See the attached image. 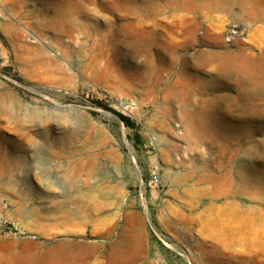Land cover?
<instances>
[{"label": "rangeland", "instance_id": "rangeland-1", "mask_svg": "<svg viewBox=\"0 0 264 264\" xmlns=\"http://www.w3.org/2000/svg\"><path fill=\"white\" fill-rule=\"evenodd\" d=\"M263 198L264 0H0V264H264Z\"/></svg>", "mask_w": 264, "mask_h": 264}, {"label": "bare ground", "instance_id": "bare-ground-1", "mask_svg": "<svg viewBox=\"0 0 264 264\" xmlns=\"http://www.w3.org/2000/svg\"><path fill=\"white\" fill-rule=\"evenodd\" d=\"M187 135H188V138H190L191 140H195L198 138L199 134L197 133V131L194 129V127H192V125H188L187 126ZM200 140V139H199ZM252 188V187H251ZM251 190V189H250ZM249 191V189H247V192ZM250 192V191H249ZM254 192H256L254 190ZM253 192V193H254ZM222 191H214L213 194L214 195H218V194H221ZM246 193V192H245ZM251 193V195L253 194ZM255 196L253 198H257L256 193H254ZM249 195V193H248ZM250 195V196H251ZM252 197V196H251ZM262 198V197H261ZM259 198V199H261ZM264 199V198H263ZM261 201V200H260ZM264 201V200H263ZM88 202V201H87ZM81 206V209H80V212L78 213H70L68 212V214H66L67 217L69 218H78L80 219L82 222L84 223H87V222H92L93 221V218L91 216L92 212L94 210H96L98 207H96V205L94 204H88V203H85V204H81L79 205ZM252 218V217H251ZM255 216H253L252 220L249 222V224L246 226L245 230H242V231H237V230H228L227 228L226 229H222V228H211V226H207V223H204V231L207 232L212 238L216 239V240H219L221 241L222 243L225 244L226 247L232 249V250H237L236 253L237 254H241L239 253L240 252V249L241 251L243 252H251L254 248V246H256L257 244H259L262 240H263V236L261 234V230H257L256 227L258 225V222L256 219H254ZM258 218V217H257ZM259 219V218H258ZM210 221V219H209ZM81 222V223H82ZM213 222V221H212ZM94 223L95 225V222L93 221L92 224ZM222 223V222H221ZM260 224V222H259ZM219 225V224H218ZM236 226V225H235ZM234 226V228H236ZM238 226V225H237ZM262 226L264 227V224H262ZM224 227V226H223ZM233 227V226H232ZM231 227V228H232ZM239 227V226H238ZM261 227V228H263ZM263 230V229H262ZM127 232V231H126ZM130 232V231H129ZM132 233V232H131ZM205 235V234H204ZM131 236V235H130ZM209 236V238H210ZM207 237V236H205ZM131 238V237H130ZM263 242V241H262ZM2 248H4L3 246V243L1 244L0 243V250H2ZM87 249H83V252H82V257L80 258V264H85V263H89L92 259V257L95 255V251H96V247L93 246V245H87L86 246ZM124 248V247H123ZM133 248V247H132ZM239 248V249H238ZM127 249V248H126ZM133 250V249H132ZM220 251V250H219ZM222 251V250H221ZM228 252V251H227ZM64 254V257L63 255ZM5 255V254H4ZM78 255L77 252H75V250H69L67 251L66 253H61V255H59V257L57 259H51V262L50 264H69V263H66L65 262V259L67 258H71V257H76ZM81 255V254H79ZM115 255V254H114ZM36 256V255H35ZM30 257L29 255H25L24 254H16L14 256V258L11 260V261H8L9 264H42V261H41V258L39 257ZM54 256V255H52ZM61 256V257H60ZM78 257V256H77ZM115 257V256H114ZM117 257V256H116ZM115 257V258H116ZM9 259V258H8ZM75 260V259H74ZM99 260V259H98ZM116 261V259H115ZM78 262V261H77ZM92 263L91 264H100L99 261L97 260H92L91 261ZM104 262V261H103ZM102 262V263H103ZM109 262V261H107ZM76 263V262H75ZM90 264V263H89ZM104 264V263H103ZM115 264V263H114Z\"/></svg>", "mask_w": 264, "mask_h": 264}, {"label": "built area", "instance_id": "built-area-1", "mask_svg": "<svg viewBox=\"0 0 264 264\" xmlns=\"http://www.w3.org/2000/svg\"><path fill=\"white\" fill-rule=\"evenodd\" d=\"M151 182L156 185L159 182V175L154 173L151 177Z\"/></svg>", "mask_w": 264, "mask_h": 264}, {"label": "trees", "instance_id": "trees-1", "mask_svg": "<svg viewBox=\"0 0 264 264\" xmlns=\"http://www.w3.org/2000/svg\"><path fill=\"white\" fill-rule=\"evenodd\" d=\"M121 116H122V118H123L124 120L127 121V117H126V116H124V115H121Z\"/></svg>", "mask_w": 264, "mask_h": 264}]
</instances>
